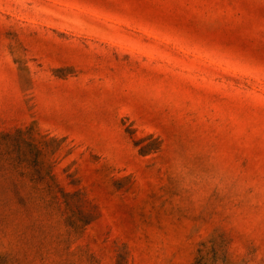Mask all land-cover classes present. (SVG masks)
Listing matches in <instances>:
<instances>
[{
	"label": "rangeland",
	"instance_id": "obj_1",
	"mask_svg": "<svg viewBox=\"0 0 264 264\" xmlns=\"http://www.w3.org/2000/svg\"><path fill=\"white\" fill-rule=\"evenodd\" d=\"M0 264H264V0H0Z\"/></svg>",
	"mask_w": 264,
	"mask_h": 264
}]
</instances>
